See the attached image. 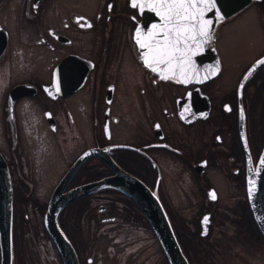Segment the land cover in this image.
<instances>
[{"label": "flooded vegetation", "instance_id": "obj_1", "mask_svg": "<svg viewBox=\"0 0 264 264\" xmlns=\"http://www.w3.org/2000/svg\"><path fill=\"white\" fill-rule=\"evenodd\" d=\"M145 5L0 0V166L11 193L0 264H64L48 203L121 171L157 198L189 264H216L214 253L201 259L202 239L212 252L264 247L245 192L264 145V62L248 68L264 46L243 65L227 66L219 51L220 26L249 6L264 29V0L214 26L206 42L218 67L199 81L146 64L133 38ZM156 5L165 24L170 6ZM54 220L76 264H169L139 205L115 185L58 203Z\"/></svg>", "mask_w": 264, "mask_h": 264}, {"label": "water", "instance_id": "obj_2", "mask_svg": "<svg viewBox=\"0 0 264 264\" xmlns=\"http://www.w3.org/2000/svg\"><path fill=\"white\" fill-rule=\"evenodd\" d=\"M249 1L251 0H214V5H209L207 3H200L197 0V3L189 8L190 12L193 11V14H190V17L193 18L190 24H188L193 26L192 31L186 33L187 36H194V39L187 38L186 40H182L176 45L180 51L173 52L172 58H164L163 63L157 62L161 59L160 48H163L165 44L164 33L161 31L164 27V22L160 20L157 13L159 9L157 5L146 3L143 7L144 11L141 12V19L133 30V38L142 51L144 61L148 62L146 64L153 67L159 73L168 74L184 81H199L212 74L218 67L215 50L213 47L208 46L206 42L214 26L223 18L240 10ZM207 20H211L213 23L207 26L204 24V21ZM153 24L157 25L156 29H152ZM202 26L208 27L207 35L201 36L199 34ZM138 28L140 29L139 32H137ZM149 31L155 32V35L151 39L147 38ZM171 39L172 36L170 35L169 40ZM141 42L150 45L152 50L150 51L147 46L141 48ZM157 45H159V48ZM168 50L170 51L171 48ZM257 61L264 62V52L254 59L248 70L258 65ZM118 173L119 176L116 177L106 176L87 184L75 186L68 190L65 196H62V200L52 199L48 203L44 218L46 224L49 226V232L61 252L64 264H76V259L69 242L66 238L58 234L56 229L54 214L58 208V203L63 204L68 199L91 188L109 185H115L130 195L139 205L152 227L169 264H189L180 249L170 223L157 198L134 176L123 171ZM0 175V225L6 227L5 232L7 235L9 229L11 193L4 163L0 166ZM245 192L252 218L259 232L264 237V145L256 160L255 166L247 170ZM201 233H204V227Z\"/></svg>", "mask_w": 264, "mask_h": 264}, {"label": "rangeland", "instance_id": "obj_3", "mask_svg": "<svg viewBox=\"0 0 264 264\" xmlns=\"http://www.w3.org/2000/svg\"><path fill=\"white\" fill-rule=\"evenodd\" d=\"M219 32V51L227 66L243 65L264 46V29L260 22L255 20L253 5L223 23ZM231 33L233 35L230 36ZM205 240L208 241L207 238ZM201 242L202 244H198L197 249L204 262H208V257L214 253L216 264H264L263 246L245 248L234 243L229 248H221L212 252L207 249L204 239Z\"/></svg>", "mask_w": 264, "mask_h": 264}, {"label": "snow or ice", "instance_id": "obj_4", "mask_svg": "<svg viewBox=\"0 0 264 264\" xmlns=\"http://www.w3.org/2000/svg\"><path fill=\"white\" fill-rule=\"evenodd\" d=\"M132 6L136 7L137 4H140L143 6L145 3L149 4H159V5H169L170 7L167 8V15L163 17L165 20L164 27L161 29V31L164 33L165 38V44L163 48H160V56L161 59L158 60V63H163L164 58H172L173 52L180 51L179 48L176 47L182 40L185 38L188 39H194V36H187L185 37V33L191 32L193 26L184 24L182 21L192 19L193 17L190 16H184L182 15L183 11H186V9L183 8L184 5H191L197 3V0H131ZM200 3H207L209 5H214V0H199ZM159 15V13H158ZM203 15V13H201ZM213 22L211 20L204 21V24L207 26H210ZM157 25L153 24L152 29H156ZM140 29H137V32H139ZM201 36L208 34V27H201V30L199 32ZM155 35L154 31H149L148 33V39H151ZM172 36V39L169 40V36ZM149 47V50L151 51L152 48L150 45H146L145 43H140V47ZM159 48V45H157ZM171 48L169 51L168 49ZM146 63H148L146 61ZM257 63H262V61H257ZM211 67V66H209ZM155 70V69H153ZM215 74V73H213ZM167 78V77H164ZM247 78V77H246ZM227 107V106H226ZM241 116H243V111H241ZM219 139V138H218ZM213 199H215L214 194H210ZM205 221H207V217L204 218Z\"/></svg>", "mask_w": 264, "mask_h": 264}]
</instances>
